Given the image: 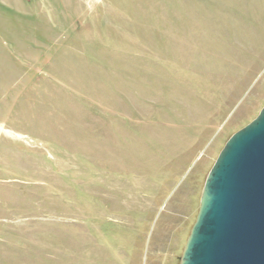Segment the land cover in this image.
Masks as SVG:
<instances>
[{"label": "rangeland", "instance_id": "rangeland-1", "mask_svg": "<svg viewBox=\"0 0 264 264\" xmlns=\"http://www.w3.org/2000/svg\"><path fill=\"white\" fill-rule=\"evenodd\" d=\"M263 106L264 0H0V264H180Z\"/></svg>", "mask_w": 264, "mask_h": 264}, {"label": "water", "instance_id": "water-1", "mask_svg": "<svg viewBox=\"0 0 264 264\" xmlns=\"http://www.w3.org/2000/svg\"><path fill=\"white\" fill-rule=\"evenodd\" d=\"M180 264H264V106L210 169Z\"/></svg>", "mask_w": 264, "mask_h": 264}, {"label": "bare ground", "instance_id": "bare-ground-1", "mask_svg": "<svg viewBox=\"0 0 264 264\" xmlns=\"http://www.w3.org/2000/svg\"><path fill=\"white\" fill-rule=\"evenodd\" d=\"M3 131V130H2Z\"/></svg>", "mask_w": 264, "mask_h": 264}]
</instances>
